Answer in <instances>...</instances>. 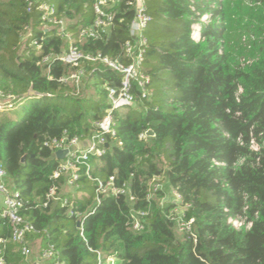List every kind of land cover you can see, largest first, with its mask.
Returning <instances> with one entry per match:
<instances>
[{
    "label": "trees",
    "instance_id": "1",
    "mask_svg": "<svg viewBox=\"0 0 264 264\" xmlns=\"http://www.w3.org/2000/svg\"><path fill=\"white\" fill-rule=\"evenodd\" d=\"M45 1L72 30L95 19L94 0H0V164L35 228L27 236L34 255L53 247L62 264H97L96 251L121 264H264V13L257 39L244 49L236 37L251 15L231 0L148 3L143 72L150 78L149 98L141 101L134 88L137 104L114 113L122 145L115 142L91 158L93 178L128 183L135 201L107 197L88 214L96 183L85 175L78 188L44 206L59 164L44 143L65 132L92 135L109 108L105 88L118 87L121 75L89 64L80 94L60 83L74 68L57 58L68 42L43 27L38 6ZM255 1L264 7V0ZM115 12L110 34L86 42L84 50L122 57L134 12L127 0ZM196 27L198 41L191 38ZM47 57L53 59L45 63ZM30 89L42 96L29 95ZM148 130L154 137L140 140ZM157 181L180 195L185 220H193L191 233L169 219L174 205L161 204L165 192L147 199ZM132 210L147 213L142 232L130 226ZM71 212L85 215L86 241ZM0 240V264H31L6 219Z\"/></svg>",
    "mask_w": 264,
    "mask_h": 264
},
{
    "label": "built area",
    "instance_id": "2",
    "mask_svg": "<svg viewBox=\"0 0 264 264\" xmlns=\"http://www.w3.org/2000/svg\"><path fill=\"white\" fill-rule=\"evenodd\" d=\"M39 1V0H36ZM151 0H127L134 12V19L130 25V37L123 48V55L120 58H112L101 52H89L83 49L82 45L91 40H102L107 37L116 19L115 6L120 0H94L93 10L95 13L94 22L86 28L77 31L70 28L69 21L57 14L56 7L49 2H42L38 9L41 13V20L45 29H56L57 35L64 41L68 42V46L57 58L65 65L71 66L74 70L63 75L59 81L64 85H70L80 94L84 87V81L87 80L88 74L85 69L89 64H100L106 69L121 75V82L118 87L106 86L109 108L105 117L94 124L96 131L88 136L71 137L65 132L61 138L50 139L44 143L45 147L53 150L54 157L59 164L57 169L51 175L54 182L46 196L44 204L47 207L51 202L58 201L62 193H69L78 188V181L85 175L96 183V202L95 207L88 214H94L98 205L107 197H126L130 202L135 201V196L131 191L128 183L117 185L115 178L112 176L107 181L100 178H93L91 175V158L100 157L106 154L112 144L119 141L117 134V125L114 117L115 110L119 107H133L138 100L134 96V88L141 93L140 100L149 98L147 84L150 78L143 72V64L145 53L148 48V40L144 36V30L147 28L151 17L148 12V3ZM199 27L191 37L198 41ZM53 57L44 59L45 63H49ZM95 72L92 70L91 75ZM4 95L0 92V99ZM1 107V104H0ZM146 133L140 134V140L147 141ZM109 144V147H106ZM58 151H66L64 159H59L56 155ZM64 178V182L61 179ZM165 192V197L161 200L163 203H171L174 205L169 215V219L173 221L181 233H191L193 220L186 221L184 212L185 207L181 205L182 199L180 195L171 188L172 199H168L164 185L155 182L148 194L147 199L150 200L158 192ZM63 205H68V199H64ZM25 204L20 198V194L12 186L9 176L0 164V223L6 219L11 225V237L15 243L21 245L22 254L27 259H32L31 264H62L55 261V250L49 247L41 251L35 258L32 246L27 240V236L35 231L34 226L26 220L24 215ZM77 215L80 235L86 241L84 236V219L85 215L71 212ZM147 215L146 212L132 210L129 219L132 230L142 232L145 229L143 219ZM234 226L239 228L242 223L239 221H231ZM5 244L4 240H0V247ZM97 264H121L116 256L105 258L103 254L96 251Z\"/></svg>",
    "mask_w": 264,
    "mask_h": 264
},
{
    "label": "rangeland",
    "instance_id": "3",
    "mask_svg": "<svg viewBox=\"0 0 264 264\" xmlns=\"http://www.w3.org/2000/svg\"><path fill=\"white\" fill-rule=\"evenodd\" d=\"M231 1L235 2L237 5H241L245 13L251 15L249 17L244 16V18L242 19L243 27L239 28L238 30L239 33L237 34V37H236L237 39L241 37L240 41L242 42L239 43L240 47L244 49H249L250 46L252 45V42L255 41L257 39V35H259V31L257 30V27L260 24L259 22L260 16L262 15V13H264V7H260V3L255 0H231ZM243 3L245 6H243ZM208 21H209L208 18H204L202 20L203 23H207ZM243 61L244 59H242V62ZM91 94H93V90L88 92V95H91ZM164 189L166 191V195L168 196V199H172L173 196L170 192L171 187L164 183ZM179 236L181 235H178V237ZM33 251L35 252L34 249ZM36 256L37 255H34L33 257L35 258Z\"/></svg>",
    "mask_w": 264,
    "mask_h": 264
},
{
    "label": "water",
    "instance_id": "4",
    "mask_svg": "<svg viewBox=\"0 0 264 264\" xmlns=\"http://www.w3.org/2000/svg\"><path fill=\"white\" fill-rule=\"evenodd\" d=\"M29 95L42 96V95H39L38 93L34 92L32 89H30ZM147 135H148V137L151 138V137H154L155 134L152 130H148ZM106 147H109V144H106ZM56 155L59 159H64L66 156V151H58L56 153ZM23 161H24V159H23ZM78 226H80V224H78Z\"/></svg>",
    "mask_w": 264,
    "mask_h": 264
},
{
    "label": "bare ground",
    "instance_id": "5",
    "mask_svg": "<svg viewBox=\"0 0 264 264\" xmlns=\"http://www.w3.org/2000/svg\"><path fill=\"white\" fill-rule=\"evenodd\" d=\"M197 38L196 37H194V40H196Z\"/></svg>",
    "mask_w": 264,
    "mask_h": 264
}]
</instances>
